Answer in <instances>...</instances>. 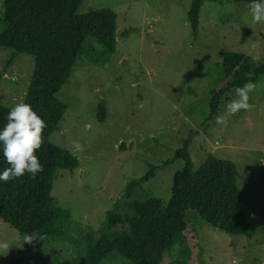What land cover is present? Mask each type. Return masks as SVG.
Wrapping results in <instances>:
<instances>
[{
  "label": "rangeland",
  "instance_id": "rangeland-1",
  "mask_svg": "<svg viewBox=\"0 0 264 264\" xmlns=\"http://www.w3.org/2000/svg\"><path fill=\"white\" fill-rule=\"evenodd\" d=\"M191 4L83 0L80 12L97 11L94 35L57 93L67 111L51 135L81 163L75 170L58 169L52 188L81 230L75 242L50 240L38 250L0 219V264H75L100 239L108 212L133 214L130 199L168 201L174 174L184 164L172 158L192 132L196 169L210 156L235 163L251 231L231 235L191 212L190 240L165 253L164 264H264V76L253 82L252 108L229 114L225 124L209 118L211 93L225 84L223 52L264 61V22L252 19L248 2L206 1L195 35ZM3 12L0 0V33L8 25ZM34 68L33 55L0 46V104L12 108L25 101ZM235 88L223 94L218 115ZM101 102L104 121L98 118ZM165 160L171 161L128 194L149 164ZM104 258L100 264H128L117 252Z\"/></svg>",
  "mask_w": 264,
  "mask_h": 264
},
{
  "label": "trees",
  "instance_id": "trees-1",
  "mask_svg": "<svg viewBox=\"0 0 264 264\" xmlns=\"http://www.w3.org/2000/svg\"><path fill=\"white\" fill-rule=\"evenodd\" d=\"M206 1L192 0L188 13L195 35L199 33L200 11ZM248 2V0H233ZM83 0H4L3 20L8 24L0 33V46L25 52L35 58V68L24 102L46 121L43 140L37 154L43 165L35 177L30 173L0 181V219L9 223L38 250L50 240L75 242L81 227L73 225L70 210L61 207L52 196L58 169L75 170L80 160L68 149L51 141L59 129L67 104L57 93L70 79L73 66L81 56L86 40L94 35L97 11H79ZM10 62V61H9ZM222 68L225 84L212 91L209 118L218 115L223 94L232 87L257 82L264 76V61L255 62L246 52L224 51ZM98 118L106 119V105H98ZM11 108L0 104V127L7 123ZM194 133L176 149L172 160L184 164L173 177L171 196L130 199L133 214L108 212L100 239L75 264H100L106 254L117 252L128 264H164L165 253L178 242L188 243L191 234L188 214L196 213L215 227L225 226L231 235L250 234L247 211L238 185L235 163L210 156L195 168L190 145ZM149 164L147 172L132 188L148 181L162 166ZM8 167L0 153V169ZM76 229V234L71 231ZM120 229V231H118ZM77 235V236H76ZM25 264V262H24Z\"/></svg>",
  "mask_w": 264,
  "mask_h": 264
},
{
  "label": "clouds",
  "instance_id": "clouds-1",
  "mask_svg": "<svg viewBox=\"0 0 264 264\" xmlns=\"http://www.w3.org/2000/svg\"><path fill=\"white\" fill-rule=\"evenodd\" d=\"M248 11L256 22H264V0H248ZM254 89L252 82L246 81L234 89V97L225 105L224 115H217L218 124L227 123L226 117L253 107L250 93ZM46 121L28 102L16 103L7 113V123L0 127V153L8 167L0 169V181H8L24 175L26 172L35 177L43 165L37 154L43 140ZM25 241L33 240L25 236Z\"/></svg>",
  "mask_w": 264,
  "mask_h": 264
},
{
  "label": "water",
  "instance_id": "water-1",
  "mask_svg": "<svg viewBox=\"0 0 264 264\" xmlns=\"http://www.w3.org/2000/svg\"><path fill=\"white\" fill-rule=\"evenodd\" d=\"M220 228H222V229H225V230H226V227H225V226H221Z\"/></svg>",
  "mask_w": 264,
  "mask_h": 264
}]
</instances>
